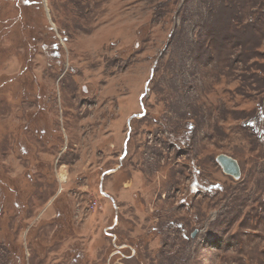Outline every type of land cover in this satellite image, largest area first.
Listing matches in <instances>:
<instances>
[{
	"label": "rangeland",
	"instance_id": "rangeland-1",
	"mask_svg": "<svg viewBox=\"0 0 264 264\" xmlns=\"http://www.w3.org/2000/svg\"><path fill=\"white\" fill-rule=\"evenodd\" d=\"M0 264H264V0H0Z\"/></svg>",
	"mask_w": 264,
	"mask_h": 264
},
{
	"label": "water",
	"instance_id": "water-1",
	"mask_svg": "<svg viewBox=\"0 0 264 264\" xmlns=\"http://www.w3.org/2000/svg\"><path fill=\"white\" fill-rule=\"evenodd\" d=\"M216 163L223 175L231 178L234 181H239L241 178V170L238 162L224 154H220L216 158ZM193 237V235H192Z\"/></svg>",
	"mask_w": 264,
	"mask_h": 264
},
{
	"label": "flooded vegetation",
	"instance_id": "flooded-vegetation-1",
	"mask_svg": "<svg viewBox=\"0 0 264 264\" xmlns=\"http://www.w3.org/2000/svg\"><path fill=\"white\" fill-rule=\"evenodd\" d=\"M238 162V161H237ZM239 164V163H238Z\"/></svg>",
	"mask_w": 264,
	"mask_h": 264
},
{
	"label": "clouds",
	"instance_id": "clouds-1",
	"mask_svg": "<svg viewBox=\"0 0 264 264\" xmlns=\"http://www.w3.org/2000/svg\"><path fill=\"white\" fill-rule=\"evenodd\" d=\"M241 170V169H240Z\"/></svg>",
	"mask_w": 264,
	"mask_h": 264
}]
</instances>
